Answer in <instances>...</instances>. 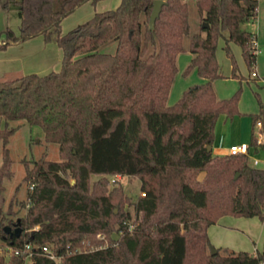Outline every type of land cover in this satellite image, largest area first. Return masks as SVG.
<instances>
[{
  "label": "trees",
  "instance_id": "obj_1",
  "mask_svg": "<svg viewBox=\"0 0 264 264\" xmlns=\"http://www.w3.org/2000/svg\"><path fill=\"white\" fill-rule=\"evenodd\" d=\"M88 0H12L17 5L18 33L4 30V44L42 35L62 51L58 70L30 72L0 80V238L7 246L48 245L60 264H258L261 250L216 248L210 251L207 227L223 215L264 216V168L250 165L244 153L215 154L207 149L219 114L239 112L240 88L218 98L212 82L221 76L216 58L219 38L236 76L229 42L241 48L252 67L255 33L242 24L255 19L257 0H193L200 30L191 31L185 0H163L150 22L153 0H120L114 8L96 11L65 32L61 20ZM92 2L96 0H91ZM188 37L187 47L183 39ZM4 44H0L3 47ZM113 46L112 51L102 47ZM191 52L184 73L195 69L204 81L185 89L167 105L177 72L176 57ZM258 110L253 126L264 124V104L254 92ZM42 128L56 142L60 160L38 158L24 164L27 183L25 216L5 220L4 180L12 176L6 146L15 131L10 120ZM204 172L201 179L198 173ZM136 176L139 195L133 203L135 226L123 227L126 213L116 216L114 197L105 183L111 175ZM237 174V176H235ZM98 176L90 182L91 176ZM73 179V181H71ZM118 223L115 244L76 250L97 232ZM18 225V236L2 227ZM24 254L9 252L0 264H26ZM31 264H56L33 254Z\"/></svg>",
  "mask_w": 264,
  "mask_h": 264
},
{
  "label": "rangeland",
  "instance_id": "obj_2",
  "mask_svg": "<svg viewBox=\"0 0 264 264\" xmlns=\"http://www.w3.org/2000/svg\"><path fill=\"white\" fill-rule=\"evenodd\" d=\"M98 1V2H97ZM118 1V0H116ZM120 1V0H119ZM188 2L190 9V23L191 31L200 30V15L197 12L196 6L193 0H185ZM96 5L101 8L109 7L108 4H102L101 0H96L90 2V5ZM119 3V2H118ZM114 3V8L118 5ZM96 6V7H97ZM3 15V19L7 21V25L13 32L18 33V23L19 18L17 16V5L15 3H9V6L6 7V11L0 10ZM1 17V15H0ZM244 24V23H243ZM252 27L251 24L247 25V28ZM183 44L187 47L188 37L186 36L183 39ZM238 49L237 45H233ZM103 50L112 51L113 46L106 45L102 47ZM236 63V76L231 74V62L226 56L225 50L223 49V39L219 38L216 47V58L219 63V68L221 71V76L214 79L212 82L214 92L218 98L229 97L236 89L240 88V95L238 100V110L239 112L227 116L219 114L217 117L214 128H213V141L217 140L219 136L225 134L227 138L231 141H235L238 144H242L244 151L247 149V139L250 134V129L252 128L250 113L256 112L258 110V102L255 97L254 92H259V98L262 103H264V85L258 81L261 85H256V80L250 75L251 71L254 69L252 67H247L245 64L240 51L232 50ZM191 52L188 49L181 51L177 54L176 65L177 72L172 81L168 97L167 105L174 103L179 97H181L183 91L190 86L204 81V78L200 77L195 69H191L189 72L184 73V69L190 61ZM264 62V60H263ZM4 124L3 120L0 119V127ZM9 127H14L15 131L9 136L6 146L9 149V155L12 158L13 162L11 165L12 176L4 180V190L2 192V212L5 215V220H17L21 216H25L27 212V207L22 206L21 202L25 200L26 194L28 191L27 183L23 180L24 176V164L27 163L29 166L32 164L33 160L38 158H44L48 160H60L58 144L56 142L47 141L44 138L43 130L40 126L29 124L25 120H10L8 121ZM254 133L257 131V126H253ZM252 152V150L250 149ZM258 157L264 161V151L258 154ZM2 160L1 155V144H0V163ZM204 175V172L198 173V179H201ZM98 176H91L90 182L93 183L97 181ZM73 181V179H71ZM95 183V182H94ZM140 181L136 176L129 177L119 174L111 175L107 177V182L105 183V188L107 191H114L117 193V196L114 197V211L116 216L113 218L117 221L118 216L122 213L127 214V218L123 219V227L127 228L128 231H131L135 226V214L133 209V203L139 195H143L139 190ZM232 218L244 220L253 219L256 223L249 225L252 226V232L254 235V240L257 239L258 233L262 229V219L258 216L255 217H244V216H234ZM237 225V224H235ZM264 226V225H263ZM118 223L114 221L112 224V229L108 233V236L105 233L97 232L94 236V239L83 241L85 246L78 247L76 250H86L92 249L99 246H107L109 244H115L116 241L121 236V230L119 229ZM230 230V229H228ZM264 230V228H263ZM232 231L237 232L238 234L234 235H223L220 234L218 239H224L226 241L233 242L235 249L238 247H248L252 249L253 242L246 235L242 229H232ZM240 234V235H239ZM257 241V240H256ZM263 240L257 241V246L260 247ZM211 245H213L210 242ZM214 246V245H213ZM247 249V248H246ZM10 250L8 249L7 244L0 238V255L5 259L8 257ZM26 264H31V259H26Z\"/></svg>",
  "mask_w": 264,
  "mask_h": 264
},
{
  "label": "crops",
  "instance_id": "obj_3",
  "mask_svg": "<svg viewBox=\"0 0 264 264\" xmlns=\"http://www.w3.org/2000/svg\"><path fill=\"white\" fill-rule=\"evenodd\" d=\"M90 2L91 0L85 1L61 20L62 32H65L68 29L74 27L75 25L90 18L96 11L110 9L111 6L113 7L114 3H118L119 0H101L102 4H108L109 6H102L101 8L96 5L97 3H95L94 5H90ZM9 3L11 4L12 0H0V10L6 11V7L9 6ZM0 15V44H4V30L6 27H8V25L7 21L3 19L4 14H2L1 11ZM248 24H251L252 27L247 28ZM242 27L249 29L250 31H253L255 33L256 52L253 68L257 72L258 76H252L251 73L250 75L253 77V79L256 80L255 82L257 86L261 85L258 81H260L264 85V0H257V11L255 19L242 24ZM234 44V42H229L231 50L240 51V54L242 56L240 46L235 44L238 46L237 49L233 46ZM61 58L62 51L55 41L54 34L51 35V38L49 40H45L42 35H37L21 42H10L4 44L3 47H0V80L11 79L30 72L44 74L51 70H58L61 65ZM219 72L221 74L220 68ZM221 114L225 115L224 113ZM250 138L251 129L249 137L247 139V144H249ZM232 144L238 143L229 140L225 134H221L217 140L212 142L211 150L215 154H227V148ZM250 149L252 148L250 147ZM252 151L258 156L260 152L264 151V148L258 147L257 151H254L253 149ZM261 219L262 229L261 232L258 233V237L256 240H263L262 242L264 243V216ZM250 223L255 224L256 222L253 219H235L232 218L231 215H223L219 217L216 222L210 224L207 227L209 241L216 248L226 247L233 250H246L250 252L255 250H261L263 243H261L260 247L257 246V241L253 239L255 238L254 235L256 234L252 232V226L249 225ZM232 229H242L246 233V235L252 240V249H249L248 247H244V249H242L243 247H238L237 249H235L234 247H232V241L230 242V240L226 241L224 239H218L220 234H238L237 232L232 231Z\"/></svg>",
  "mask_w": 264,
  "mask_h": 264
},
{
  "label": "built area",
  "instance_id": "obj_4",
  "mask_svg": "<svg viewBox=\"0 0 264 264\" xmlns=\"http://www.w3.org/2000/svg\"><path fill=\"white\" fill-rule=\"evenodd\" d=\"M252 52H256V44H255V39L253 40V49ZM251 75L257 77L258 74L257 72L253 69L251 71ZM257 126V131L254 134V138L256 141V144L258 147H263L264 148V124L260 119L256 120L255 122ZM252 150V149H251ZM244 153L247 156V160L250 163L251 166L255 168H264V161L261 160L253 151H250L249 146H247L246 151H244L243 145L242 144H232L227 148V154H236V153ZM142 194H144L142 192ZM8 249L10 251H13L16 254H24L26 258H32L33 254H42L46 256L49 259L54 260L56 264H60L59 262V256L53 252V250L48 246V245H42L41 247H34L30 245L29 243H24L23 246L20 247H12L8 246ZM258 264H264L263 260H260Z\"/></svg>",
  "mask_w": 264,
  "mask_h": 264
},
{
  "label": "water",
  "instance_id": "obj_5",
  "mask_svg": "<svg viewBox=\"0 0 264 264\" xmlns=\"http://www.w3.org/2000/svg\"><path fill=\"white\" fill-rule=\"evenodd\" d=\"M162 3H163V0H153L152 9L150 13L151 23H153L155 18L158 16ZM202 26H207V23L203 21ZM207 149L211 150V144L207 145ZM235 176H237V174ZM2 229L4 230V232L8 233L9 236H12V235L18 236L21 232V228L18 225H16L14 228H11L9 225H4ZM209 248H210L211 253H215L217 251L213 245H210Z\"/></svg>",
  "mask_w": 264,
  "mask_h": 264
}]
</instances>
